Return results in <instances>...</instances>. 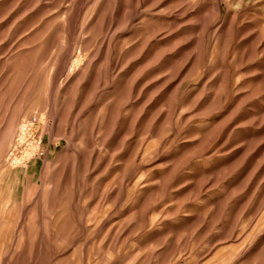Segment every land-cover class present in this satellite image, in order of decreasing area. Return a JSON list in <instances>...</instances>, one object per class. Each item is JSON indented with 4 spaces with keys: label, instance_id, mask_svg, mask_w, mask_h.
Wrapping results in <instances>:
<instances>
[{
    "label": "rangeland",
    "instance_id": "1",
    "mask_svg": "<svg viewBox=\"0 0 264 264\" xmlns=\"http://www.w3.org/2000/svg\"><path fill=\"white\" fill-rule=\"evenodd\" d=\"M0 264H264V0H0Z\"/></svg>",
    "mask_w": 264,
    "mask_h": 264
},
{
    "label": "bare ground",
    "instance_id": "2",
    "mask_svg": "<svg viewBox=\"0 0 264 264\" xmlns=\"http://www.w3.org/2000/svg\"><path fill=\"white\" fill-rule=\"evenodd\" d=\"M26 126H27V125H26ZM23 137H24V136H23ZM26 152H27V150H26ZM26 154H27V153H26ZM14 157H15V156H14ZM14 159L17 160V157H15Z\"/></svg>",
    "mask_w": 264,
    "mask_h": 264
}]
</instances>
